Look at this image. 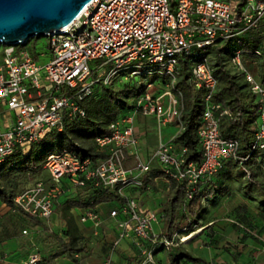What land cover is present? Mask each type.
Masks as SVG:
<instances>
[{
    "label": "built area",
    "instance_id": "obj_1",
    "mask_svg": "<svg viewBox=\"0 0 264 264\" xmlns=\"http://www.w3.org/2000/svg\"><path fill=\"white\" fill-rule=\"evenodd\" d=\"M264 20V0H90L78 16L63 30L46 36L49 59L38 63L21 44H3L0 52V162L16 148L26 153L53 130L60 131L66 121L85 115L82 102L92 95L93 87L121 74L138 75L130 69L140 63L144 72L158 73L169 79L145 89L133 101L132 109L111 121L108 131L96 135L94 145L105 156L80 157L63 149L46 156L45 178H37L13 197L14 208L40 220L48 219L55 201L71 188L90 182L118 194L129 185L141 186L139 176L156 161L163 176L184 183L186 198L196 186L213 176L224 160H246L251 152L264 149V83L245 66V49H237L231 64L242 74L258 101V123L249 152L236 154L238 141L219 134L221 104L212 101L217 79L206 50L218 41L231 40L241 33L257 29ZM103 58L97 71L89 63ZM180 60L189 62L191 80L201 91V121L196 133L201 146L200 163L186 161L185 147L160 140L150 157L137 155L138 137L134 132L137 115L152 116L158 128L177 123L181 111V93L173 87L175 67ZM106 64L111 67L104 71ZM99 70H102L98 73ZM95 73V74H94ZM103 74V78L100 76ZM159 89V91H157ZM179 133V132H178ZM133 154L134 163L126 165ZM116 236L113 244L129 239L154 264V250L180 244L152 230L162 223L164 214L139 206L134 197L124 196L122 205L110 209ZM91 221L97 228L100 215L86 209L80 221ZM22 233H26L25 230ZM40 260L31 253L22 264ZM108 263V260L105 264Z\"/></svg>",
    "mask_w": 264,
    "mask_h": 264
},
{
    "label": "trees",
    "instance_id": "obj_2",
    "mask_svg": "<svg viewBox=\"0 0 264 264\" xmlns=\"http://www.w3.org/2000/svg\"><path fill=\"white\" fill-rule=\"evenodd\" d=\"M239 36L242 37L238 38ZM37 38L39 37L28 39L25 47ZM235 38H238L242 45L233 50L229 60L235 50L245 49L242 60L244 56H250L258 60L259 79L264 83V20L257 29L245 31ZM228 41L230 40L218 41L215 47L206 50L205 53L208 60L213 64V74L217 79V86L212 95V101L220 103L223 110L219 118V134L222 137L235 138L238 141L236 154L244 156L249 152L254 139V132L258 123L259 103L242 74L239 72V74L232 73L225 65ZM142 75L143 73L133 76L127 75L129 81L123 83L122 86L119 84H100L103 91L99 98L95 97L94 86L92 95L82 102V107L85 110L83 117L66 121L60 131L53 130L47 133L41 141L32 144L26 153L16 148L3 162H0V181H3L8 186L4 188L0 184V200L14 207L13 197L24 189L26 185L42 177L43 164L46 156L50 153L67 149L74 151L80 157L103 158L105 156L104 152L96 148L93 139L96 135L107 132V125L111 121L123 116L132 109L134 99L145 89V84H142L141 87L137 86L139 81H141L140 77ZM117 76H123V74L120 73ZM241 79L243 80L242 83ZM168 81L169 79L161 76L159 84ZM173 87L182 95V107L179 120L177 121L181 128L179 133L175 135L173 143L177 147L186 148L184 154L186 161H193L198 164L202 159L201 146L196 133L201 121V91L194 86L191 80L189 62L187 60H180L175 67ZM129 90H132L130 100L122 99L127 96ZM257 152H251L246 160L237 158L224 160L221 168L213 176L196 186L190 198H186L184 183L169 179V187L163 205L164 222L162 235L167 239H172L173 233L183 232L182 230L186 228L190 221L194 222V218L200 208L201 197L210 195L212 190L221 192L224 180L220 178L226 169L229 170V174L230 172L234 174L233 180L241 181V178L245 177L246 186L252 187V189L257 188L260 192L258 195L259 202L264 206V185L255 179V172L250 166ZM235 167L236 169H234ZM157 174L163 175L160 167L159 169H149L141 187H145L151 181L150 177ZM203 183L206 184L201 186ZM75 190H79L77 193L86 191L87 194L82 198L73 196L69 199H64L62 203L65 206H86L95 211L94 206L100 202L118 200L121 202V206L124 201V198L116 191L109 188L94 187L90 182L83 187H77ZM120 206H113L111 209ZM30 218L35 221L38 220L33 217ZM52 236L62 244V252L73 259L75 251L83 248L82 246L64 243L57 234H52ZM171 248H180V244L170 246L167 249L170 264H175L182 257L190 261L204 262L202 258L192 256L184 251L177 255H172Z\"/></svg>",
    "mask_w": 264,
    "mask_h": 264
},
{
    "label": "crops",
    "instance_id": "obj_3",
    "mask_svg": "<svg viewBox=\"0 0 264 264\" xmlns=\"http://www.w3.org/2000/svg\"><path fill=\"white\" fill-rule=\"evenodd\" d=\"M164 126H169L166 128L165 140V137L159 138L156 135L155 130L158 126L152 116H136L134 121V132L138 137L136 151L141 160H147L150 157L160 140L167 141L179 132V128L175 129L178 127L177 124L168 123ZM133 163L134 155L130 154L126 159V165L132 166ZM250 166L253 170L257 167L261 171V168L264 167V150H259L256 153ZM159 167L156 161L150 162V169H159ZM146 174L139 176L143 183ZM150 179L151 181L145 187L129 185L119 195L123 198L124 196L134 197L140 207L164 213L163 205L169 182L161 174L152 176ZM255 179L262 183L256 172ZM245 180V177L241 178L240 183L243 185L245 183V186L238 189L235 186L232 187L233 185L227 187L224 184L222 187H226L224 190L221 188V195L220 192L212 190L210 195L201 197L200 208L194 221L203 224L198 226L199 228L196 230H188L187 225L182 230L183 232L175 233L177 237H187L180 242V248H184L182 251L187 253L191 251L194 253L192 256L200 257L204 262L190 261L182 257L175 264H264V256L262 255V252L264 253V206L259 202V190L246 186L247 181ZM204 184L206 183L201 184V186ZM75 189L66 190L55 201L51 216L45 220L38 219L35 221L30 216L0 200V264H22L21 262L26 261L33 252H36L40 257V260L35 264H105L107 260V264H151L144 262V256L129 239H122L117 244H113L117 229L114 221L108 217V211L113 206H120L121 202L118 200L100 202L94 206V210L101 217V222L97 228L89 220L80 221L81 214L88 207H71L76 216L73 222V230H81L84 227L94 228L97 241L89 242L84 238L73 243L68 240L73 234V230H70L68 226L65 225L62 228L63 234L59 235L51 230L52 227H47V223L55 226V222L60 218V209L65 206L62 203L64 199L73 196L82 198L87 194L86 191L77 193L79 190ZM219 195L221 199H219ZM231 197L239 201V204L232 209L230 208L228 212L222 213L224 218H219V215H217L218 217L215 216L214 212L218 210V203L222 204L221 207H226L225 205L230 203ZM163 222L164 219L162 223L153 225L152 230L162 234ZM213 224L220 226V230L216 228L217 232L221 231L222 233L220 238L219 233H217L216 238H213L212 234L206 232V229ZM195 225L193 223V227ZM212 228L214 229V227ZM23 230L26 233H22ZM226 230L233 231L234 235L225 236ZM45 233L46 235H44ZM52 234H57L64 243L82 246L83 248L75 251L73 259L62 252V244ZM47 235H50L55 241H46L43 236ZM228 247L232 248L228 249ZM259 254L260 257H258ZM153 256L155 264H170L168 250L162 246L156 248Z\"/></svg>",
    "mask_w": 264,
    "mask_h": 264
},
{
    "label": "rangeland",
    "instance_id": "obj_4",
    "mask_svg": "<svg viewBox=\"0 0 264 264\" xmlns=\"http://www.w3.org/2000/svg\"><path fill=\"white\" fill-rule=\"evenodd\" d=\"M242 36H239L238 38H240ZM238 38H235L233 40H230L228 41V44H227V53L225 54V58L227 60H225V65L229 68V70L234 73V74H239L238 71L235 69V67L231 64L230 60H229V57L230 55L233 53V50L236 49L237 47H239L240 45H242V42L241 41H238L239 39ZM4 47L3 44H0V51L2 50V48ZM26 48L27 50L31 53V55L33 57H35L36 61L38 63H45L48 59H49V50H48V47H47V38L44 37V36H41L39 38H37L36 40H32L30 43H28L26 45ZM2 52H0L1 54ZM1 56V55H0ZM103 61V58L101 59H98L96 61H91L89 63V65L91 66V68L95 69V71H97V68L98 66L101 64V62ZM243 62L245 63V66L246 68L258 79L261 81L260 78V74H259V62L256 58H252L250 56H244V59H243ZM111 67V64H106L104 65V67L102 68V70L104 69V71H106L107 69H109ZM212 68L213 67V64H212ZM130 69H137L140 71V73H143V66L142 64L140 63H134L131 67H128L126 68L123 72L126 73L128 72ZM102 70H99L98 73ZM95 74V73H94ZM156 76V78H154ZM101 78H103V74L100 76ZM154 78V79H153ZM141 81H139L138 83V87H141L142 84H145L147 81H153L155 84L154 85H160L159 81L161 79V75L158 74V73H152V72H144L143 75L140 77ZM242 80V79H241ZM240 80V81H241ZM129 81V78L127 75L123 74V76H115L113 78L110 79L109 82H107V85H120L122 86L123 83H127ZM243 82V80L241 81V83ZM100 84H104L103 82H100V83H97L95 85V97L99 98L102 94V91H103V88H102V85ZM163 84V83H162ZM132 96V90H129L128 91V94L126 97L122 98L124 100H130ZM121 103V102H120ZM122 108V107H121ZM169 126H160L159 128L157 127V129L155 130L156 131V135L161 138V137H165L164 140L166 139V136H165V132H166V128H168ZM175 129H178V127H175ZM87 145V144H86ZM143 155V154H142ZM143 161H145L143 159ZM153 165V163H152ZM253 166V164H252ZM254 167V166H253ZM236 169V167L234 168ZM255 172L257 175L260 176V180L262 181L263 185H264V167L261 168V171L259 168L255 167L254 168ZM47 175V172L46 170H43L42 171V178H45V176ZM221 180H224L223 182V185L226 184V186H230V185H233L232 187L235 186V188H239V187H243L245 186V183L243 185V183H240V181H236V179L233 180V176L234 174H232L230 172L229 174V170L226 169L224 171V173L221 174ZM246 179V178H245ZM244 181V180H243ZM246 181V180H245ZM233 183V184H231ZM0 184L4 187V188H7V184H5L3 181H0ZM28 186V185H26ZM225 186V187H226ZM225 187H222V189L224 190ZM234 189V188H233ZM222 191L219 193L221 195ZM218 196L219 199H221L220 197L221 196ZM220 201V200H219ZM218 210L216 212H214V215L217 216L219 215V218H224V215H221L222 213H224L225 211H229L230 208H234L235 205H238L239 204V201L235 200L233 197L230 198V203L225 205L226 207H221L222 204L218 203ZM218 217V216H217ZM75 218L76 216L74 215V212L72 210L71 207H63L62 209H60V218L55 222V226L51 225V224H46L47 227L49 226L51 228V230L55 233H57L58 235L59 234H63V227L66 225L68 226V228L70 230H73V222L75 221ZM195 222V223H194ZM192 222L190 221V223L188 224L187 228L188 230H196L197 228H199L198 226H200L201 224H203L202 222L199 223L197 222L196 220ZM193 223L196 224L194 227H193ZM216 223V222H215ZM217 224H213L212 226H210V228H207L206 229V232L208 234H212V237L213 238H216V235L217 233H219V238H220V235H222L221 231L220 232H217V229L219 228L220 230V226H216ZM214 227V229L212 228ZM217 228V229H216ZM94 228H88V227H84L82 228L81 230H73V234L71 235L72 237H70L69 239L66 237V239H68L69 241L71 242H75V241H80L82 239H86L87 241L89 242H94V241H97V236L94 235ZM187 231V230H186ZM228 234H231V235H234V232L233 231H230V230H226L225 231V236L228 237ZM46 235V233L44 234ZM222 237V236H221ZM43 238L46 240V241H49V242H54L55 239L52 238L50 235H47V236H43ZM175 239L179 240V237H176ZM39 248V246H38ZM229 248H232V247H228ZM218 249V248H217ZM182 250H184V248H171V254L172 255H177L179 254ZM189 254L190 255H194L193 252L189 251ZM262 255L264 256V253L262 252ZM254 256V255H253ZM258 257H260V254L258 255ZM257 257V258H258ZM259 261H261L260 259H258ZM253 261H256V260H253Z\"/></svg>",
    "mask_w": 264,
    "mask_h": 264
},
{
    "label": "water",
    "instance_id": "obj_5",
    "mask_svg": "<svg viewBox=\"0 0 264 264\" xmlns=\"http://www.w3.org/2000/svg\"><path fill=\"white\" fill-rule=\"evenodd\" d=\"M90 0H0V44L25 45L67 27Z\"/></svg>",
    "mask_w": 264,
    "mask_h": 264
},
{
    "label": "bare ground",
    "instance_id": "obj_6",
    "mask_svg": "<svg viewBox=\"0 0 264 264\" xmlns=\"http://www.w3.org/2000/svg\"><path fill=\"white\" fill-rule=\"evenodd\" d=\"M66 27H64V28H62V29H60L59 31H63L64 29H65ZM59 31H55V32H59ZM54 33V32H53ZM190 235V234H189ZM185 236V235H184ZM188 236V235H187ZM190 237V236H189ZM185 239H187V237H182L181 239H180V242H182L183 240H185Z\"/></svg>",
    "mask_w": 264,
    "mask_h": 264
}]
</instances>
